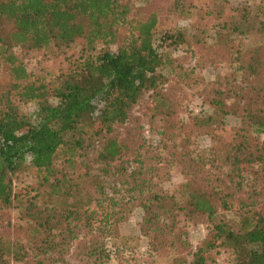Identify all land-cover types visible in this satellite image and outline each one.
I'll return each instance as SVG.
<instances>
[{"label": "trees", "instance_id": "16d2710c", "mask_svg": "<svg viewBox=\"0 0 264 264\" xmlns=\"http://www.w3.org/2000/svg\"><path fill=\"white\" fill-rule=\"evenodd\" d=\"M226 3L221 0L219 8L212 10L220 18V30L212 35L207 30L204 36L230 49L233 35L259 34L258 42L250 47L235 45L233 61L238 62L243 79L217 89L210 99L223 113L238 116L241 125L226 153L215 155L226 169L216 165L218 173L204 179L197 175L201 168L197 161L214 154L199 156V150L189 143L194 133L179 131L178 143H174L176 157L190 178L167 193L154 188L151 175L133 177L132 165L122 159L129 152L127 141L115 133L147 92L149 117L169 119L172 115L171 99L159 88L165 78L161 70L172 61L159 51L166 37L156 14L130 17V0H0V213L14 200L24 199L17 219L24 237L0 233V264L22 261L29 248L37 250L36 256L48 254L58 246L60 236L72 239L76 226L83 221L89 225L99 209H104L99 220L118 223L122 216L111 190L117 183L115 176L123 171L133 177L130 188L144 210L146 225L141 229L151 236L152 245L153 240L162 244L178 241L175 247L183 242L181 236L164 231L171 232L195 217L209 220L236 197V191L226 190L227 183H220L221 176L235 173L233 190L247 185L254 188L255 182L245 176L250 168L258 167L264 177V143L257 141L264 134V0L253 15L246 7L231 6L229 14L222 17ZM176 39L182 41L183 33L178 31ZM80 41L88 47L95 43L118 46L75 59L67 57L66 65L47 81L33 76L17 52L40 53L44 59L56 61ZM22 102L36 106L33 114L22 109ZM191 119L194 126L207 123L198 117ZM91 148H95L101 166L94 172L88 167L82 173L68 174L55 167L58 159L73 163L75 157L86 158ZM27 158L39 176L34 193L28 195L16 193L7 179ZM256 193L264 194V181L251 195ZM238 204L241 225L233 229L223 221L215 223L191 264H204L203 253L219 245L232 249L235 264H264V214L254 211L253 203ZM96 243H90L85 254L101 253ZM35 262L44 264L42 258Z\"/></svg>", "mask_w": 264, "mask_h": 264}, {"label": "rangeland", "instance_id": "374dc122", "mask_svg": "<svg viewBox=\"0 0 264 264\" xmlns=\"http://www.w3.org/2000/svg\"><path fill=\"white\" fill-rule=\"evenodd\" d=\"M224 1L227 3L222 17L229 14L231 6L246 7L253 15L261 3V0ZM130 2L132 5L130 17L143 18L155 13L158 27L166 37L159 51L167 55L172 63L161 70L165 78L159 88L169 95L172 102L169 109L173 112L169 119L162 116L149 117L146 114V105L150 99L147 92L132 108L127 122L116 127L115 133L127 141L129 152L122 159L126 161L124 164L132 165L133 177L137 179L151 175L154 188L170 193L190 178L187 168L176 157L178 152L174 143H178L179 131L184 134L186 129V132L194 133L189 143L199 150L197 151L200 153L199 156L205 152L214 154L202 161L198 159L201 168L197 175L201 176L200 179L218 173L219 168L215 167L216 165H220L222 170L226 169L220 158L215 155L226 153L229 146H232L234 132L241 125L240 118L234 114L223 113L210 102V99L216 96L217 89H225L243 79L238 70V62L233 61L236 54L235 45L250 47L258 42L259 34L252 32L243 38L233 35L229 38L230 49L222 48L223 46H218L219 43L217 45V42H213L210 36H204L207 30L208 35L216 34L214 32L216 29L220 30V18L216 17L212 10L219 8L221 0H130ZM178 31L183 33L182 41L176 39ZM201 31H205L204 34H201ZM205 40L208 44L203 43ZM117 46L118 44L105 46L95 43L88 47L84 41H80L65 49L56 61L44 59L40 53L24 54L21 50L17 52L33 76H43L47 81L54 78L66 65L67 57L75 59L80 54L97 53L100 49L108 47L115 50ZM260 79L262 78H258L259 81ZM21 107L29 115L36 109L31 102H22ZM191 117L207 120V123L194 126ZM166 126L171 130L166 129ZM257 141L264 143V134L260 135ZM94 149L88 150L86 158L75 157L73 163L58 159L55 167L68 174L82 173L88 167L94 172L96 167H101L96 161ZM194 152L196 151H192ZM122 173L115 176L117 183L114 182L111 190L119 203L118 213L122 216L118 223L113 225L109 221L99 220L104 216V209H99L89 219V225L83 221L81 225L76 226L72 239L60 236L58 246L48 254L38 253L36 256L37 250L29 248L27 256L22 261H11L10 264H36L38 258H42L44 264H191L194 253L202 246L215 223L223 221L233 229L241 225L239 202L253 203L254 211L264 214V194L251 195L264 181L260 169L253 167L245 174L250 181L255 182V189L247 185L240 190H233L232 181L234 182L237 176L235 173L227 172L221 176L220 183H227V191H236V197L231 200L230 206L218 209L209 220L195 217L176 225L177 229L171 232H163L181 236L183 242L179 246H174L178 241L162 244L157 240H153L152 245L151 236L145 234L147 233L145 229H141V225H146L143 222L144 210L139 204L136 191L130 188V185L134 184L133 177H127L124 171ZM110 177L109 174L108 179ZM7 179L16 193L25 192L24 194L28 195L34 193L39 176L27 158L19 170L7 174ZM123 179L126 181L121 183ZM23 206L24 199L18 198L11 206L1 211L0 233L23 239V230L18 225L20 221H17ZM93 208L97 209L96 206ZM97 241L96 246L103 251L98 255L85 254L87 246ZM29 245L31 247L30 243ZM203 255L204 264H235L234 253L226 246H216L205 251Z\"/></svg>", "mask_w": 264, "mask_h": 264}]
</instances>
